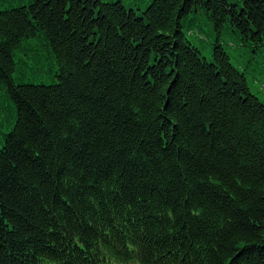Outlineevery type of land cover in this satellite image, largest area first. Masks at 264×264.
<instances>
[{"label":"trees","instance_id":"16d2710c","mask_svg":"<svg viewBox=\"0 0 264 264\" xmlns=\"http://www.w3.org/2000/svg\"><path fill=\"white\" fill-rule=\"evenodd\" d=\"M145 3L0 0V264H264V102L184 31L264 0Z\"/></svg>","mask_w":264,"mask_h":264},{"label":"rangeland","instance_id":"374dc122","mask_svg":"<svg viewBox=\"0 0 264 264\" xmlns=\"http://www.w3.org/2000/svg\"><path fill=\"white\" fill-rule=\"evenodd\" d=\"M190 17L184 20V31L200 48L201 54L211 59L213 44L219 41L229 53L231 62L246 74L251 91L264 102V44L243 40L239 31L227 24L217 31L201 13L198 16L190 14ZM188 25H194V29L189 31Z\"/></svg>","mask_w":264,"mask_h":264}]
</instances>
